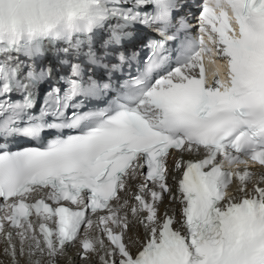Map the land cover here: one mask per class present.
Returning <instances> with one entry per match:
<instances>
[{
	"label": "snow or ice",
	"instance_id": "snow-or-ice-1",
	"mask_svg": "<svg viewBox=\"0 0 264 264\" xmlns=\"http://www.w3.org/2000/svg\"><path fill=\"white\" fill-rule=\"evenodd\" d=\"M0 240L9 264H264V0H0Z\"/></svg>",
	"mask_w": 264,
	"mask_h": 264
}]
</instances>
